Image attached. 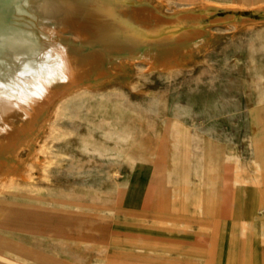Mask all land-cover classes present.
I'll list each match as a JSON object with an SVG mask.
<instances>
[{
    "label": "rangeland",
    "instance_id": "obj_1",
    "mask_svg": "<svg viewBox=\"0 0 264 264\" xmlns=\"http://www.w3.org/2000/svg\"><path fill=\"white\" fill-rule=\"evenodd\" d=\"M246 5L205 16L176 65L69 96L44 178L0 218V264H264V14Z\"/></svg>",
    "mask_w": 264,
    "mask_h": 264
},
{
    "label": "bare ground",
    "instance_id": "obj_2",
    "mask_svg": "<svg viewBox=\"0 0 264 264\" xmlns=\"http://www.w3.org/2000/svg\"><path fill=\"white\" fill-rule=\"evenodd\" d=\"M166 3L0 0V218L9 201L33 192L34 171L44 178L69 96L102 88L138 62L174 66L208 43L205 16L224 10L233 17L247 7L246 0H175L169 15ZM253 4L251 11L264 14V0ZM250 19L240 23H259Z\"/></svg>",
    "mask_w": 264,
    "mask_h": 264
},
{
    "label": "crops",
    "instance_id": "obj_3",
    "mask_svg": "<svg viewBox=\"0 0 264 264\" xmlns=\"http://www.w3.org/2000/svg\"><path fill=\"white\" fill-rule=\"evenodd\" d=\"M208 1L217 2V3L231 4V3H238L239 0H208Z\"/></svg>",
    "mask_w": 264,
    "mask_h": 264
}]
</instances>
